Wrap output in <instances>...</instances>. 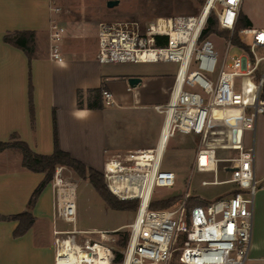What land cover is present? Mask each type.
<instances>
[{
	"label": "built area",
	"instance_id": "1",
	"mask_svg": "<svg viewBox=\"0 0 264 264\" xmlns=\"http://www.w3.org/2000/svg\"><path fill=\"white\" fill-rule=\"evenodd\" d=\"M61 0H50L51 57L63 62L60 44L66 28L57 19ZM244 0H206L196 15L160 17L142 29L135 21H102L97 27L100 64L173 63L178 65L171 98L156 110L164 123L158 146L114 155L104 162L109 192L121 201H138L126 225L127 243L116 262L121 230L87 231L77 228V186L67 168H55V220L71 228L55 230V264H245L253 233L254 202L259 190L255 170L258 119L264 116V28L240 29ZM214 16L221 36V56L212 36L204 38ZM237 36L239 43H235ZM251 38V43H248ZM106 105L113 94L102 93ZM215 111H221L215 116ZM234 121V123H232ZM222 122V125H217ZM177 134L196 135L200 144L193 171L214 173L203 186L232 184L227 197L187 210L185 194L176 207L151 208L157 189H173L177 176L162 170L168 141ZM230 151L219 159L217 150ZM231 178L218 180V166ZM98 235V238L91 236Z\"/></svg>",
	"mask_w": 264,
	"mask_h": 264
},
{
	"label": "crops",
	"instance_id": "2",
	"mask_svg": "<svg viewBox=\"0 0 264 264\" xmlns=\"http://www.w3.org/2000/svg\"><path fill=\"white\" fill-rule=\"evenodd\" d=\"M60 6L57 19L66 28V36L60 44L63 62L57 63L51 57V20L56 16L50 0H0V141L10 142L16 135L35 153L50 155L56 122L60 148L97 171L103 170L111 156L156 148L164 123L156 107L168 104L178 65L100 64L97 27L103 19L93 17L79 0H61ZM17 31L36 34L31 61L21 49L4 41L6 34ZM130 78L141 81L132 87ZM96 89L113 94L112 108L104 102L102 109L89 107ZM194 137L198 151L200 137ZM253 145L257 179L256 160H264V117L258 119L255 137H245V146ZM217 154L225 159L230 151L218 149ZM260 176L263 184L255 196L252 243L245 264H264V169ZM44 178L45 174L22 166L19 152L0 153V264H55V230L62 226L55 220L51 181L32 207L33 224L23 235L16 234L20 221L13 218L27 210ZM116 230L120 227L112 231Z\"/></svg>",
	"mask_w": 264,
	"mask_h": 264
},
{
	"label": "rangeland",
	"instance_id": "3",
	"mask_svg": "<svg viewBox=\"0 0 264 264\" xmlns=\"http://www.w3.org/2000/svg\"><path fill=\"white\" fill-rule=\"evenodd\" d=\"M86 4L93 17L103 19L102 21H135L140 23L142 29L153 23L160 17H174L182 15H196L203 8L196 0H79ZM110 2H118L117 5L109 7ZM242 17L247 18L252 23L246 26L241 20V29L264 28V0H244L242 7ZM221 34L213 35L212 38L218 47L219 57L222 50ZM225 37V36H224ZM251 43V38H248ZM162 64V63H156ZM125 66H139L133 63L114 64ZM149 65V64H147ZM144 65V66H147ZM152 66V65H151ZM110 106V105H109ZM109 108V107H107ZM110 108H112L110 106ZM221 111H215V116H220ZM264 116H260L262 118ZM260 133V131H259ZM259 135V134H258ZM197 152V143L194 135L178 134L171 139L166 147L162 162V170L172 171L176 174V185L173 189H157L152 201L153 208L161 209L160 202L171 197H180L182 200L188 193L190 198L186 201L187 210L200 205L203 201H213L221 197H227L233 191L232 184L203 186L202 182H212L215 180L214 173H200L193 171ZM258 155V139H257ZM66 167V166H65ZM221 167V166H220ZM258 188L263 184L260 180L264 160H256ZM67 168L66 175L78 183L77 186V228L94 231H109L119 228L118 241L127 234L126 225L131 220V214H135L137 209L132 211H118L110 208L94 186L87 180H82L74 170ZM102 173V171H100ZM231 176L219 173L218 180L226 181ZM192 198V200H191ZM179 202V201H178ZM170 205L174 208L178 204ZM62 228H71V225L61 224ZM98 238V235H95ZM122 249L117 247L116 252ZM258 264V263H249Z\"/></svg>",
	"mask_w": 264,
	"mask_h": 264
},
{
	"label": "trees",
	"instance_id": "4",
	"mask_svg": "<svg viewBox=\"0 0 264 264\" xmlns=\"http://www.w3.org/2000/svg\"><path fill=\"white\" fill-rule=\"evenodd\" d=\"M198 4L202 5L205 0H196ZM241 20L245 23L246 26H251L252 23L249 19L242 17L240 18V23L236 28L235 35L241 29ZM213 33H219L224 36H228V32H220L217 27V20L214 16L209 19V24L207 30L204 32L203 37L206 38ZM4 41L21 49L29 61H31L34 57L35 53V45H36V34L35 32L30 31H17L13 33H8L4 36ZM235 43H239V39L237 36L234 37ZM104 90L96 89L92 90L91 100L89 103V107L91 109H102L103 107V98L102 93ZM29 95H30V111L32 121H34V106H33V87L30 83L29 87ZM262 96L264 98V88L262 92ZM5 150H14L19 152L22 156V166L30 172L34 173H43L45 174L44 180L40 183V185L33 192L27 206V210L13 218L15 220L20 221L19 227L16 231L17 235H23L29 227L33 224V218L31 216V209L35 205L38 197L42 193L43 189L46 185L51 181L55 168L59 165L66 166L75 171V173L82 179L89 181L96 191L100 194V196L104 199L107 205L118 211H132L137 209L139 203L138 201H121L114 197L106 187L103 173L97 171L91 167L86 166L79 160L74 159L69 153L63 151L60 148L58 141V131L56 122L54 124V152L50 155H41L37 154L28 146V144L24 141H21L14 135L13 140L10 142H2L0 141V153ZM192 200V198H191ZM180 201V197H171L167 200H164L159 203L162 207L161 209H167L170 205H173ZM154 202L151 204V208H153ZM202 204V203H201ZM157 209V208H153ZM127 243V234L125 237L117 242V247L123 249ZM122 259L121 252H116V262H120Z\"/></svg>",
	"mask_w": 264,
	"mask_h": 264
},
{
	"label": "water",
	"instance_id": "5",
	"mask_svg": "<svg viewBox=\"0 0 264 264\" xmlns=\"http://www.w3.org/2000/svg\"><path fill=\"white\" fill-rule=\"evenodd\" d=\"M117 4H118V2H110L109 7H113ZM140 81H141L140 78H130L129 84H130V86L134 87V86L138 85L140 83ZM232 123H234V121ZM217 125H222V122H217Z\"/></svg>",
	"mask_w": 264,
	"mask_h": 264
}]
</instances>
